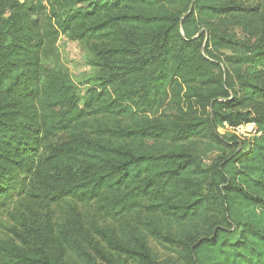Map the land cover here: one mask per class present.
<instances>
[{
    "label": "trees",
    "instance_id": "trees-1",
    "mask_svg": "<svg viewBox=\"0 0 264 264\" xmlns=\"http://www.w3.org/2000/svg\"><path fill=\"white\" fill-rule=\"evenodd\" d=\"M243 4L0 0V215L18 199L88 202L114 190L158 216L141 221L146 233L100 231L126 264H160L147 235L183 264H264V4ZM61 36L100 71L85 96L61 61ZM252 123L251 139L220 130ZM222 149L231 152L209 169L197 164ZM172 183L179 201L160 193ZM215 209L225 226L186 224ZM74 235L32 247L0 239V262L123 264ZM64 243L59 257L52 249Z\"/></svg>",
    "mask_w": 264,
    "mask_h": 264
},
{
    "label": "rangeland",
    "instance_id": "rangeland-1",
    "mask_svg": "<svg viewBox=\"0 0 264 264\" xmlns=\"http://www.w3.org/2000/svg\"><path fill=\"white\" fill-rule=\"evenodd\" d=\"M242 1L243 5L248 8H256L264 4V0ZM171 9L183 11V7L178 4H173ZM58 47L62 63L69 69L73 81L81 88L85 96L96 77L100 75V71L88 64V53L82 48L78 40L61 36ZM220 130L227 136L233 134V131L228 126L220 128ZM252 136L253 134H250L248 137L242 139H251ZM248 143V140L244 142L245 149L248 148ZM230 152V150L226 149L211 151L208 154L201 155L200 161H197V164L202 165L207 170L212 167L216 159L224 158ZM170 185H174L173 190H170L169 186H163L160 187V193L173 200L179 201L182 199V190L179 191L183 187L182 184L172 183ZM208 185H211L207 187L210 195L212 197L217 196L216 183L211 178ZM119 194L122 195L123 193ZM117 196L114 190H105L97 199L88 202H83L74 197H67L57 202H51L46 199L15 200L0 215V239L10 242L19 235V240L32 247L34 241L41 242L50 235L61 240L66 234L69 237H75L74 234L79 231L80 236H78V239L83 249L92 251L93 254H95L93 249H101L107 253H112L117 262L124 264V258H119L112 251L100 231L111 233L117 239L120 236L122 227L125 225L132 228L137 226L146 233L141 225V221L145 220L147 216L150 219L151 215L148 214L149 211L146 208H129L125 201H118ZM157 217L154 215L151 216V219H156ZM221 221L222 216L215 209L193 218L191 222L186 221V224L190 227L206 228L219 223L224 225ZM164 222L161 221V226H164ZM144 241L153 253L157 255L160 264H165L169 261H175V264H183L182 260L175 253L165 248L163 241L149 235L144 236ZM66 246L64 243V247L57 246L52 251H55L60 257L64 253L63 250L68 254ZM126 261L128 262L127 264H132L130 260Z\"/></svg>",
    "mask_w": 264,
    "mask_h": 264
},
{
    "label": "built area",
    "instance_id": "built-area-1",
    "mask_svg": "<svg viewBox=\"0 0 264 264\" xmlns=\"http://www.w3.org/2000/svg\"><path fill=\"white\" fill-rule=\"evenodd\" d=\"M231 130L240 139H242L244 137H248L250 134H253V136L257 134L256 125L254 123L249 124V125H242V126H239V127H234Z\"/></svg>",
    "mask_w": 264,
    "mask_h": 264
},
{
    "label": "water",
    "instance_id": "water-1",
    "mask_svg": "<svg viewBox=\"0 0 264 264\" xmlns=\"http://www.w3.org/2000/svg\"><path fill=\"white\" fill-rule=\"evenodd\" d=\"M192 11V7L190 8V11H189V13Z\"/></svg>",
    "mask_w": 264,
    "mask_h": 264
}]
</instances>
